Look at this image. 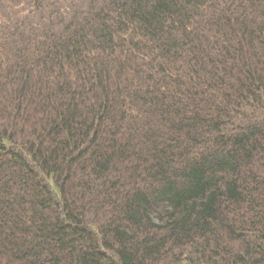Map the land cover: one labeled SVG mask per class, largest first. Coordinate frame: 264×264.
I'll use <instances>...</instances> for the list:
<instances>
[{"label": "trees", "instance_id": "obj_1", "mask_svg": "<svg viewBox=\"0 0 264 264\" xmlns=\"http://www.w3.org/2000/svg\"><path fill=\"white\" fill-rule=\"evenodd\" d=\"M0 264H264V0H0Z\"/></svg>", "mask_w": 264, "mask_h": 264}]
</instances>
